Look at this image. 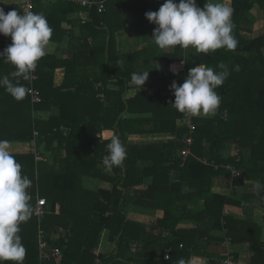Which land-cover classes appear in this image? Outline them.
Listing matches in <instances>:
<instances>
[{"label": "trees", "instance_id": "obj_1", "mask_svg": "<svg viewBox=\"0 0 264 264\" xmlns=\"http://www.w3.org/2000/svg\"><path fill=\"white\" fill-rule=\"evenodd\" d=\"M105 1L104 12L94 7L90 20L81 23L71 18L82 11L77 4L33 0L36 13L45 12L48 2L53 4L43 14L53 28L51 41L63 46L68 37L67 55L48 53L37 62L31 82L21 80L39 92L38 102L33 103L30 94L16 101L0 88V140L31 145L27 151L12 152L22 175L32 181L27 192L33 214L19 233L26 248L23 264H138L143 257L142 264H178L181 259L188 264L194 256L208 257L207 264H223L229 254L211 253L210 247L228 243H248L247 264H264V218L256 220L264 198L213 191L220 179L239 187L264 182V33L253 39L241 33L248 29L249 12L255 7L264 10V0H232L237 49L209 54L178 46L166 51L148 38L137 40L141 49L119 50V32H153L156 25L145 13L158 11L165 0ZM196 2L203 7L208 0ZM14 9L25 13L23 6L4 11ZM77 20L80 29L75 32ZM11 42L10 36L0 34V51ZM158 61L165 62L163 68ZM220 63L230 71L216 89L222 97L220 107L214 117L194 118V156L184 160L180 152L190 129L178 122L184 113L172 106L170 85L182 84L198 64L219 71ZM234 65L240 66L239 72ZM14 70L0 61V77L12 79ZM144 70H149L145 89L129 96V89L136 88L131 75ZM159 133L174 138L130 140L133 134ZM113 135L119 136L127 156L121 167L109 170L103 158ZM234 147L239 161L230 155ZM203 157L208 164L198 159ZM223 164L243 175L231 179V170ZM90 179L101 186L87 185ZM38 194L47 199L40 222L34 213ZM40 226L48 248H60V255L41 256ZM106 231L114 247L109 253H96Z\"/></svg>", "mask_w": 264, "mask_h": 264}, {"label": "clouds", "instance_id": "obj_2", "mask_svg": "<svg viewBox=\"0 0 264 264\" xmlns=\"http://www.w3.org/2000/svg\"><path fill=\"white\" fill-rule=\"evenodd\" d=\"M233 13L230 0L205 2L203 7H199L196 0H165L158 11H148L145 17L156 25L152 38L160 49L191 47L197 53L209 54L222 48L228 51L237 49ZM0 34L10 36L12 41L0 51V61L10 63L15 68L10 74L12 79L7 75L0 77V88H4L16 101H22L32 89L26 83H21V80L31 82L37 62L48 54L53 28L43 13L29 11L20 14L17 9L5 13L0 7ZM217 68L220 70L198 64L189 69L182 84L178 85L173 81L170 85V91L175 97L172 106L191 117L216 116L222 100L216 89L222 86L230 75L225 64L220 63ZM172 70L173 74L178 73L177 69ZM233 70L239 72L240 66L234 65ZM148 79L149 70L134 72L131 75V82L138 92ZM107 149L108 154L103 158L104 165L109 170L121 167L127 152L119 136L111 137ZM230 155L237 156V161L241 158L239 150L235 147L230 151ZM222 166L229 168V165ZM238 170L241 172L238 176H242L243 171ZM31 184L32 181L22 175V165L12 154L10 142L0 140V264L7 261L12 264L24 262L26 248L19 233L20 225L26 223L33 214L27 192ZM231 187H235L233 181ZM252 190L257 197L264 198V182L256 181ZM231 253L236 256L234 252ZM178 264H185V261L181 259Z\"/></svg>", "mask_w": 264, "mask_h": 264}, {"label": "crops", "instance_id": "obj_3", "mask_svg": "<svg viewBox=\"0 0 264 264\" xmlns=\"http://www.w3.org/2000/svg\"><path fill=\"white\" fill-rule=\"evenodd\" d=\"M12 1H14V0H0V7L4 8V9H10L12 7L22 8V6L24 4V0H22V3L20 6H15L14 4H10ZM208 2H216V0H208ZM230 4L232 7V0H230ZM52 5L53 4L51 2H48L47 4H45V12L50 11L52 9ZM45 12H42V13L45 14ZM69 17H68V19H70ZM248 17H249L248 21L245 24V26L248 29L243 30L241 32L242 35L244 37H246L247 39H253L256 36L263 34L264 33V24H263L264 10H262L260 7H255L254 9L251 10V12H249ZM71 18L80 20V12H78L77 14L71 15ZM67 25H69V22L67 23ZM79 29H80V27H79V21H78V25L74 27V31L76 32ZM148 35L150 37L145 36L144 40H147V38H148L151 41H154V39L152 38L153 32L148 33ZM138 39L139 40L142 39V38H139V31L138 30L128 28L122 32H119L117 34V45H118L119 50L128 51V50L141 49V47L136 44V42H138L137 41ZM68 41H69L68 37H66L64 40L63 46H60L59 43L52 41L50 44V47L48 49V53L61 54L62 57H66V55H67L66 49L68 48V45H69ZM170 49L171 48L165 49V50L170 51ZM156 63L158 64V66L160 68H163V66L165 65V62H163V61H158ZM59 72H60V74H59L58 79L61 80L62 75H63V70H60ZM131 85H133V84L131 83ZM144 89H145V85L143 86L142 90H144ZM136 92H138L136 88L129 89L128 95L129 96L134 95ZM163 135H165L166 137H171V139L174 138L173 134H163ZM150 138L155 139L156 137H150ZM10 145H11V152H20V150H19L20 148H25L26 150H29V148H31L30 144H23V143H19V142H10ZM253 185L254 184L251 182H246L245 186H242V187L235 186V188H234V187H231V182L229 185L228 181L225 182V181H221V179H220L214 185L213 191L216 193H221V194H232L235 196H240V195L248 196V195L254 193L252 190ZM259 211H260V213H258L256 220H261V222H263L264 208L260 209ZM156 215L161 216L162 213L160 211H157ZM113 247H114L113 242H111L110 240L107 239V231H106L102 237V240H101L99 247L96 250V253H100V252L109 253V252H111ZM210 248H211L210 249L211 253L226 254V250H228V253L234 252L235 254L238 255L239 260L242 261L241 264H247V262L251 260V252L249 250V244L248 243H237V244H230V245L226 244V245H222V246L213 245ZM151 255L153 257H158V253H153ZM144 259H145L144 257L139 258L137 263L142 264ZM208 260H209L208 257L194 256L191 258V260L188 262V264H207Z\"/></svg>", "mask_w": 264, "mask_h": 264}, {"label": "built area", "instance_id": "obj_4", "mask_svg": "<svg viewBox=\"0 0 264 264\" xmlns=\"http://www.w3.org/2000/svg\"><path fill=\"white\" fill-rule=\"evenodd\" d=\"M69 2H72L74 4L79 5L82 8V11H80V19H81V23H87L90 20V10L92 8H97L98 12L102 13L105 11V0H68ZM23 10L24 12H29L33 10V0H24V4H23ZM35 74V70L32 74V76H34ZM32 91L30 93L31 97H32V102H38L40 97H39V92L37 90H35L34 88H31ZM227 114H224V117H226ZM195 117H191L187 114H183V116L179 119V123L180 125H185L186 127H188L190 129V136L187 137L186 139H184V143L185 146L182 148L180 155L181 157L186 160L188 157L193 156V151H192V147L194 145L195 139L193 134L196 131L197 125L195 122ZM35 135H38V132L35 131ZM34 146V153L36 154V158L40 159V153L37 150V145L36 142L33 143ZM199 160L203 163H209L207 161V159L204 158H199ZM216 163H214V161L212 162V165H215ZM219 166L216 165V168H218ZM229 169H231L232 171V177H236L238 176L241 172L237 169L232 167L231 165L228 166ZM29 197H31L29 195ZM47 204V199L44 197H40L39 194L37 196V202L34 208V213L35 215L39 218V222L41 221L42 217L45 214V206ZM40 224V223H39ZM41 228V226H40ZM63 231V236L65 235V231ZM39 244H40V251H41V256L42 257H48L50 254L51 255H60L61 254V250L58 247H52V248H48V242L46 240V234L45 231L41 228L40 229V233H39ZM230 244V243H228ZM169 254H170V249L167 250L166 254H165V258L168 259L169 258ZM242 261L238 260L236 258V256L231 253L224 261L223 264H241Z\"/></svg>", "mask_w": 264, "mask_h": 264}, {"label": "rangeland", "instance_id": "obj_5", "mask_svg": "<svg viewBox=\"0 0 264 264\" xmlns=\"http://www.w3.org/2000/svg\"><path fill=\"white\" fill-rule=\"evenodd\" d=\"M106 2V1H105ZM22 3V0H14L12 1L10 4H14L15 6H20ZM145 36H149V35H146L144 34L143 32H139V38H145ZM150 37V36H149ZM143 42V41H142ZM161 136V137H160ZM150 137H156L155 139L153 138H150ZM171 137H166L165 135H163L162 133H159V134H133L130 136V140L131 141H137V142H140V143H149V142H154V141H164V140H170ZM20 151H27L25 148H20L19 149ZM57 167V166H56ZM106 169H108L106 167ZM101 183L102 182H96L94 179H90V180H87L86 184L91 186L92 188L96 189L98 187L101 186ZM104 185V184H103ZM106 187H110L109 184H106ZM235 188V187H234ZM260 209H257L256 212H257V216H258V213H260L259 211ZM261 215V214H260ZM226 254H228V250H226Z\"/></svg>", "mask_w": 264, "mask_h": 264}]
</instances>
